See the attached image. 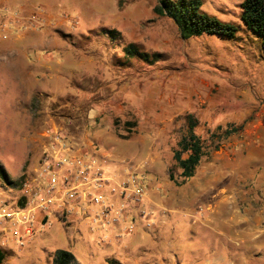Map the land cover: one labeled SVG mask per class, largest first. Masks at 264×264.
Listing matches in <instances>:
<instances>
[{
	"label": "rangeland",
	"instance_id": "374dc122",
	"mask_svg": "<svg viewBox=\"0 0 264 264\" xmlns=\"http://www.w3.org/2000/svg\"><path fill=\"white\" fill-rule=\"evenodd\" d=\"M157 1L0 0V47L17 33L27 37L7 51H17L16 73L0 62V164L11 181L0 179V202L26 203L23 183L54 128L73 137L82 153L81 140L92 143L87 154L97 152L103 160L95 165L110 180L106 201L118 200L110 192L130 167L144 175L146 187L137 207L144 215L128 214L120 226L50 216L24 247L0 236L1 264H52L58 249L79 264H264L262 39L240 19L245 0H201L199 13L236 28L229 40L182 39L170 19L153 14ZM103 29L119 37L110 41ZM49 39L48 57L46 50H28ZM129 43L159 55L157 62L127 61L122 48ZM35 91L47 94L31 99ZM188 114L210 153L178 187L169 171L180 173L173 152ZM230 126L242 129L224 138ZM98 210L91 205L90 214ZM122 226L134 228L118 239Z\"/></svg>",
	"mask_w": 264,
	"mask_h": 264
},
{
	"label": "built area",
	"instance_id": "2783aa9c",
	"mask_svg": "<svg viewBox=\"0 0 264 264\" xmlns=\"http://www.w3.org/2000/svg\"><path fill=\"white\" fill-rule=\"evenodd\" d=\"M44 136L49 146L42 152L31 180L23 183L26 203L14 207L0 202L2 241L9 237L19 247H24L25 238L33 235L36 224L45 226L50 216L93 218L92 223L104 229L120 226L128 214L138 212L146 191L144 175L138 174V168L130 167L127 180L110 192L118 200L106 201L104 189L110 186V180L95 165V157L82 153L78 142L61 128L47 130ZM91 205L99 206L92 215ZM6 225L11 226L9 232ZM154 225L146 223L145 227ZM133 228L122 226L116 238L131 233ZM2 241L0 249L5 246Z\"/></svg>",
	"mask_w": 264,
	"mask_h": 264
},
{
	"label": "trees",
	"instance_id": "16d2710c",
	"mask_svg": "<svg viewBox=\"0 0 264 264\" xmlns=\"http://www.w3.org/2000/svg\"><path fill=\"white\" fill-rule=\"evenodd\" d=\"M201 0H158L153 7V14L157 17L170 19L177 27L182 39L187 40L202 35L219 36L224 39H234L236 28L229 24L210 18L199 13ZM240 19L245 28L262 39V50L264 54V0H245L240 4ZM110 41L116 40L119 34L115 30H101ZM125 59L139 60L145 63L157 62L159 55H149L141 51L134 43L123 46ZM199 123L194 115L188 114L184 117V131L177 143V149L173 152V160L176 168L180 171L178 177H174L169 171V180L176 186H185L196 176L203 159L208 158L210 148L201 135L196 131ZM242 126H230L223 133L224 138L237 134ZM0 179L6 184H11L8 175L0 164ZM6 254L0 249V264L4 261ZM52 264H79L74 255L67 251L58 249L52 255ZM108 264H120L114 259L107 261Z\"/></svg>",
	"mask_w": 264,
	"mask_h": 264
},
{
	"label": "crops",
	"instance_id": "0c3cea01",
	"mask_svg": "<svg viewBox=\"0 0 264 264\" xmlns=\"http://www.w3.org/2000/svg\"><path fill=\"white\" fill-rule=\"evenodd\" d=\"M11 39V40H10ZM28 39H30V38H28ZM25 40H27V37H26V34L25 33H17V34H15V35H13V37L12 38H9V43H7L6 45H4L3 47H0V54H1V56H0V62H4V66L5 67H8V68H11V69H14L15 70V73L17 72V69H20L21 68V63H20V59H18V55H16V53H17V51L16 50H12V51H10V52H7L8 51V49H10V47H12V46H15V45H17L18 43H22L23 41H25ZM50 40V39H49ZM49 40H45V41H43V42H41L40 44H38V45H33V44H31V46H29L28 47V50H36V51H38V53H40V51H43V50H46V52H43L44 54H46V57H48V51H49V48L51 47L50 45H51V43H53V41H49ZM30 42H34V39L32 40V41H29L28 43H30ZM54 48H57V47H54ZM71 51H73V50H71ZM55 51H53V53H54ZM74 52V51H73ZM89 67H91L90 65H89ZM43 68H44V70H46V71H48L50 68H49V66L48 65H44L43 64ZM92 68V67H91ZM95 70V73L93 74V75H95L96 74V69H94ZM92 75V76H93ZM90 78V77H89ZM39 94H47V93H44V92H38ZM38 93H36V91H35V93L33 92V94H32V98L31 99H33V95L34 94H38ZM50 96H52V95H50ZM61 98V97H60ZM30 99V100H31ZM82 142H84L85 143V150H84V154H87V153H89L90 152V154H92L91 153V150H93V148L94 147H92V143H89L88 145H87V143L84 141V140H81ZM92 148H91V147ZM96 149V148H95ZM94 149V150H95ZM97 152H95V159L97 158V161H100L99 160V158L101 159V160H103L101 157H98V155L96 154ZM184 214H186L187 215V213L185 212ZM80 219V221H81V218H77V221ZM73 226L75 225V222H73V224H72ZM73 226H71V227H73ZM117 261V260H116Z\"/></svg>",
	"mask_w": 264,
	"mask_h": 264
}]
</instances>
